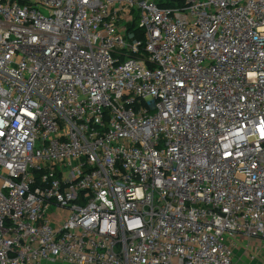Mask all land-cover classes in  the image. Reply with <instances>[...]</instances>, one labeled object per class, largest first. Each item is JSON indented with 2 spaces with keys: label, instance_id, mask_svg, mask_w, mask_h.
Instances as JSON below:
<instances>
[{
  "label": "built area",
  "instance_id": "2783aa9c",
  "mask_svg": "<svg viewBox=\"0 0 264 264\" xmlns=\"http://www.w3.org/2000/svg\"><path fill=\"white\" fill-rule=\"evenodd\" d=\"M239 240L264 245V0H0V264Z\"/></svg>",
  "mask_w": 264,
  "mask_h": 264
},
{
  "label": "crops",
  "instance_id": "0c3cea01",
  "mask_svg": "<svg viewBox=\"0 0 264 264\" xmlns=\"http://www.w3.org/2000/svg\"><path fill=\"white\" fill-rule=\"evenodd\" d=\"M255 244H256V247L254 251L249 252L248 250H245L244 247L240 249V251L244 253L245 259L242 261L238 260L239 262L244 263V264H258V263L264 264V245L260 243L259 241H257V243ZM251 255H255L256 259L253 260L251 258Z\"/></svg>",
  "mask_w": 264,
  "mask_h": 264
},
{
  "label": "rangeland",
  "instance_id": "374dc122",
  "mask_svg": "<svg viewBox=\"0 0 264 264\" xmlns=\"http://www.w3.org/2000/svg\"><path fill=\"white\" fill-rule=\"evenodd\" d=\"M257 241H251L250 243H248L246 240H239L238 241V246L236 247V250H237V256H236V259L239 260V261H242L245 259V255L244 253H242L240 251L241 248L245 247L247 248V246L250 245V248L248 249V251H254L255 247H256V244ZM262 257V256H261ZM42 264H66L64 262H61V261H57V262H48V261H44Z\"/></svg>",
  "mask_w": 264,
  "mask_h": 264
},
{
  "label": "trees",
  "instance_id": "16d2710c",
  "mask_svg": "<svg viewBox=\"0 0 264 264\" xmlns=\"http://www.w3.org/2000/svg\"><path fill=\"white\" fill-rule=\"evenodd\" d=\"M136 26V22L134 24ZM137 37L139 38H144V31L142 29H137V33H136Z\"/></svg>",
  "mask_w": 264,
  "mask_h": 264
}]
</instances>
